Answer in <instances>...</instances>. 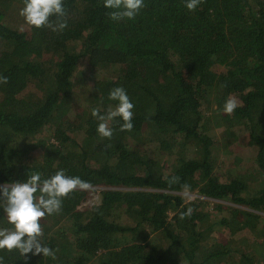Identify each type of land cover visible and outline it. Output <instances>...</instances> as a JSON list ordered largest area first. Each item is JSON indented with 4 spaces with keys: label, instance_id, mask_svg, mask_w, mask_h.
Masks as SVG:
<instances>
[{
    "label": "trees",
    "instance_id": "obj_1",
    "mask_svg": "<svg viewBox=\"0 0 264 264\" xmlns=\"http://www.w3.org/2000/svg\"><path fill=\"white\" fill-rule=\"evenodd\" d=\"M145 4L112 21L103 0H64L54 32L25 24L23 0H0V185L59 169L92 185L40 221L55 259L0 250L5 264H264V0ZM114 87L133 128L117 117L109 140L91 109L114 106Z\"/></svg>",
    "mask_w": 264,
    "mask_h": 264
},
{
    "label": "clouds",
    "instance_id": "obj_2",
    "mask_svg": "<svg viewBox=\"0 0 264 264\" xmlns=\"http://www.w3.org/2000/svg\"><path fill=\"white\" fill-rule=\"evenodd\" d=\"M201 3L203 0H184V7L188 11H195ZM103 7L111 9L107 13L110 20L121 21L135 20L146 4L145 0H103ZM19 15L26 25L37 29L46 27L58 32L67 27L64 0H23ZM53 17L55 20L52 19ZM6 83L8 78L0 75V84ZM108 99L115 101L116 104L109 106L103 114L99 107H94L91 109V115L98 121L96 128L98 135L110 140L113 136L110 122L117 117L123 121L120 131L132 130L134 104L123 87L111 89ZM238 106L237 98L229 97L224 102L223 112L231 115ZM179 182L180 178L175 175L166 178V183L170 187ZM91 187L90 182L79 176L66 175L64 169H59L54 175L44 179L40 172L33 171L24 181L0 185V209H3L7 223L11 225L10 228H0V250L9 252L16 250L25 260L28 253L55 259V251L41 241L43 227L40 221L46 216L58 214L62 210L63 199L72 192ZM181 190L187 196L191 186L182 184ZM193 211V208L188 207L180 214V218L190 216ZM0 264H5L2 256H0Z\"/></svg>",
    "mask_w": 264,
    "mask_h": 264
},
{
    "label": "rangeland",
    "instance_id": "obj_3",
    "mask_svg": "<svg viewBox=\"0 0 264 264\" xmlns=\"http://www.w3.org/2000/svg\"><path fill=\"white\" fill-rule=\"evenodd\" d=\"M224 148V145H222V149ZM240 161V160H239ZM234 166V165H233ZM241 166L243 167V168H249V170H252V164H251V162L248 160V155H244V158H243V160L241 161ZM223 172H228V170H229V167L228 166H225L223 169ZM195 195H197V191L196 190H194V191H190L188 194H187V196H186V198H188L189 199V197H190V199L191 198H193V197H195ZM98 199V193L97 192H90L89 193V196H88V198H87V200L85 201V203H92V202H95L96 200ZM213 204V202L211 201L210 203H209V205L211 206ZM250 237H252V234L251 233H249L248 234Z\"/></svg>",
    "mask_w": 264,
    "mask_h": 264
}]
</instances>
